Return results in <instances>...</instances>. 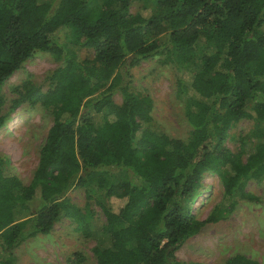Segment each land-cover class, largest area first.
Here are the masks:
<instances>
[{"label":"trees","instance_id":"1","mask_svg":"<svg viewBox=\"0 0 264 264\" xmlns=\"http://www.w3.org/2000/svg\"><path fill=\"white\" fill-rule=\"evenodd\" d=\"M131 1L99 0L93 8L92 0H0V87L36 50L59 61L48 88L22 81L11 102L10 109H47L51 123L28 184L0 168V264H14L15 247L47 233L60 215L89 235L66 196L73 187L87 198L103 191L101 233L109 244L91 247L95 264H182L174 252L216 219L190 211L208 170L224 196L260 200L244 187L254 179L264 191V0H136L140 10L130 13ZM60 29L91 56H68V43L52 39ZM197 51L194 71L188 63ZM154 56L175 68L185 138L157 129L151 98L129 86L130 67ZM2 106L0 94V127ZM241 119L252 121L251 146L241 138L231 152L226 131ZM115 170L127 178L114 182ZM111 198L122 199L115 210ZM83 259L76 252L66 264ZM224 264L264 263L233 254Z\"/></svg>","mask_w":264,"mask_h":264},{"label":"rangeland","instance_id":"2","mask_svg":"<svg viewBox=\"0 0 264 264\" xmlns=\"http://www.w3.org/2000/svg\"><path fill=\"white\" fill-rule=\"evenodd\" d=\"M92 1V7L96 8L99 0ZM139 8L140 2L134 0L128 10L135 13ZM150 12L156 14L157 7L151 6ZM262 29L264 31V23ZM67 31L58 30L52 39L59 45L67 44ZM78 41L77 46L67 44L66 54L75 59L91 56V51L80 47L82 40ZM58 63L48 52L36 50L0 87L3 98L1 111L6 113L0 127V168L4 173L15 175L24 185L32 177L51 117L47 109L37 105L21 103L10 109L11 102L17 96L22 81L29 80L35 85H41L42 90L48 88L46 77ZM199 65L197 51L188 66L197 71ZM176 77L173 65L164 61L162 56H154L130 67L128 83L135 92L151 98L150 114L157 129L171 137L185 138L189 126L185 120L183 103L176 96ZM113 100L118 103L119 94H115ZM252 128L249 119L231 124L223 141L224 148L235 152L241 138L249 143L247 146L250 148ZM126 178L127 174L122 170H115L112 174L114 182ZM244 191L260 200L248 201L238 195L226 197L223 195L220 177L215 172L208 170L202 174L191 199L190 211L197 220H205L208 216L216 219L204 222L195 234L179 246L174 252L177 261L182 264H224L230 255L241 254L264 263V191L254 179L246 182ZM102 195L103 191L99 190L87 198L83 188L70 189L66 196L80 209L84 221L90 224L89 235H84L73 219L60 215L47 233H36L15 247L14 264H66V260L76 252L84 258L78 264H95L91 247L96 243L109 244L101 233L104 222L100 208ZM121 203L122 199L109 200L114 210Z\"/></svg>","mask_w":264,"mask_h":264}]
</instances>
